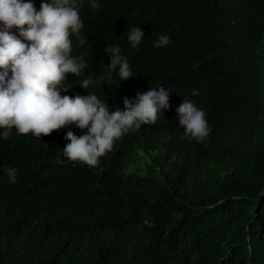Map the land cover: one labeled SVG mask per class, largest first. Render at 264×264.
Masks as SVG:
<instances>
[{
    "label": "trees",
    "instance_id": "trees-1",
    "mask_svg": "<svg viewBox=\"0 0 264 264\" xmlns=\"http://www.w3.org/2000/svg\"><path fill=\"white\" fill-rule=\"evenodd\" d=\"M99 4L81 8L88 42L73 54L88 67L69 74L70 89L87 95L76 83L102 76L115 44L134 76L114 72L89 91L112 112L163 86L171 108L95 167L68 161V141L0 140V264H264V0ZM138 25L145 38L132 49L126 29ZM161 33L166 48L153 46ZM183 97L209 116L201 144L167 138Z\"/></svg>",
    "mask_w": 264,
    "mask_h": 264
},
{
    "label": "clouds",
    "instance_id": "clouds-1",
    "mask_svg": "<svg viewBox=\"0 0 264 264\" xmlns=\"http://www.w3.org/2000/svg\"><path fill=\"white\" fill-rule=\"evenodd\" d=\"M85 4L93 11L100 7L99 0H42L38 5L33 0H0V140L30 134L38 140L68 141L62 148L68 161L95 167L113 144L131 137L142 125L158 122L162 117L158 119V114L171 105L170 90L163 86L138 91L134 100L125 97L124 109L112 112L105 100L89 91L102 80L111 86L114 72L119 82L134 76L128 58L115 44L104 48L110 63L104 64L103 75L93 79L89 74L76 83L88 94L70 89L69 74L79 78L88 67L83 53L73 54L74 47L88 42L81 34ZM126 32L132 49L145 38L140 25ZM170 43L169 35L161 33L153 46L166 48ZM224 96L226 102V88ZM175 111L178 121L174 115L176 125L167 127L168 139L201 144L212 136L209 116L190 99L183 97ZM2 170L10 183H16L18 169Z\"/></svg>",
    "mask_w": 264,
    "mask_h": 264
}]
</instances>
